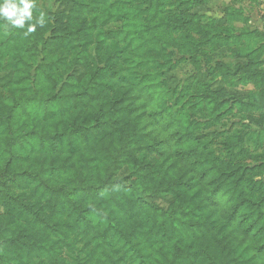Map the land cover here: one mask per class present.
I'll return each mask as SVG.
<instances>
[{
    "label": "rangeland",
    "instance_id": "rangeland-1",
    "mask_svg": "<svg viewBox=\"0 0 264 264\" xmlns=\"http://www.w3.org/2000/svg\"><path fill=\"white\" fill-rule=\"evenodd\" d=\"M5 2L32 7L23 27L0 15V237L17 251L0 264H264L226 219L235 196L264 227V1Z\"/></svg>",
    "mask_w": 264,
    "mask_h": 264
},
{
    "label": "trees",
    "instance_id": "trees-1",
    "mask_svg": "<svg viewBox=\"0 0 264 264\" xmlns=\"http://www.w3.org/2000/svg\"><path fill=\"white\" fill-rule=\"evenodd\" d=\"M94 126L92 125V128ZM193 166H201L200 162H194ZM201 172V177L205 176L204 173ZM32 179H36L35 177H32ZM105 182H107V180H105ZM114 188L117 189V191L119 190V192L121 193H125V194H129L132 198H135L133 201L138 202L141 199V195L142 193H140L134 186L132 187H125L123 183L121 182H115L113 183V185L109 188ZM53 201L55 203L60 204L61 206L63 205V203L61 202V196H63L65 194L64 191H59V190H55L53 191ZM85 194V193H84ZM210 199H213V196H215L217 193L216 190H212L210 193ZM233 198V199H232ZM230 204L231 205V209L229 211V214L227 216L226 219H228L227 224L231 227L237 228L238 230H241L244 233H247L248 235H251L252 238H255L256 241L261 242L259 244H257L255 247L257 249V252L259 253V256L261 259H264V235H261V233L264 231V227H259V221H258V213H256V211H252L251 207L248 206V203H244L242 202V200L238 201V197L235 196H231L230 198ZM113 201V200H112ZM68 204H71V209L72 212L77 213L78 217L84 218L85 219V215L86 214H90L91 211H95L92 208H88V209H83L84 207H79L77 204L72 203L70 200H68ZM118 206V205H117ZM25 212V211H24ZM40 215H37V213H35L34 217L36 219H38ZM102 218V217H100ZM33 219V218H32ZM30 222L31 219H26ZM104 229L106 230L107 233H110L111 236H113V238H115L120 244H122V246L124 248H126V250L129 252L130 248L134 247L135 252L138 254V251L136 250V247L133 245H131L130 240L131 237L129 235L126 234V232L121 229L118 226L115 225H110L109 227H107V229L104 227ZM256 230V231H255ZM137 232H141L138 231ZM133 244V243H132ZM5 244L3 243V240L0 237V252L3 251H8V252H15L17 253V251H15L14 249H6L5 248ZM129 246V248H128ZM19 249H21V247H18ZM37 250H39L38 248H36ZM34 251L31 250V253H33ZM131 255L134 254V251H132L130 253ZM164 260V259H163ZM218 264V263H215Z\"/></svg>",
    "mask_w": 264,
    "mask_h": 264
},
{
    "label": "clouds",
    "instance_id": "clouds-1",
    "mask_svg": "<svg viewBox=\"0 0 264 264\" xmlns=\"http://www.w3.org/2000/svg\"><path fill=\"white\" fill-rule=\"evenodd\" d=\"M31 7L32 5L30 3L23 2V8L18 9L15 3L5 2L3 6L0 7V15L6 17L14 25L23 27L25 19H31V13L29 12ZM39 22L43 23L42 20Z\"/></svg>",
    "mask_w": 264,
    "mask_h": 264
},
{
    "label": "crops",
    "instance_id": "crops-1",
    "mask_svg": "<svg viewBox=\"0 0 264 264\" xmlns=\"http://www.w3.org/2000/svg\"><path fill=\"white\" fill-rule=\"evenodd\" d=\"M263 1H264V0H263ZM261 44H262V47H264V43H261ZM258 52H259V51H258ZM258 57H259V59H260L261 56H258Z\"/></svg>",
    "mask_w": 264,
    "mask_h": 264
}]
</instances>
